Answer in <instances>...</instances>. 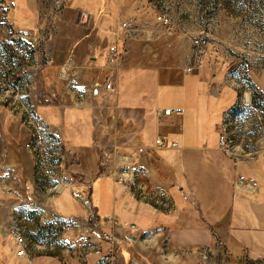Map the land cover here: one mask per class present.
<instances>
[{
  "label": "crops",
  "instance_id": "1",
  "mask_svg": "<svg viewBox=\"0 0 264 264\" xmlns=\"http://www.w3.org/2000/svg\"><path fill=\"white\" fill-rule=\"evenodd\" d=\"M135 2L66 0L56 21L41 0H10L7 26L16 32L39 26L40 33L26 57L14 55L0 37V76L8 89L3 97L0 93V264L106 262L108 253L86 262L64 259L66 251L53 242L55 251L17 255L3 228L16 216L48 217L47 202L63 217L85 214L87 203L104 231L126 239L108 264L264 260V153L255 161L236 162L221 148L228 111L218 123H202L207 112L201 87L209 78L200 67L187 66L186 56L151 45L150 24L131 20L139 11ZM209 82L207 92L213 93L223 83ZM166 107L183 112L159 115ZM28 118L60 145L52 178L61 177L64 186L54 189L51 200V188L36 189ZM216 130L214 140L210 133ZM224 135L231 141L229 151H236L234 139ZM159 136L167 147L156 144ZM129 167L137 168L133 183L117 181L118 169ZM239 175L255 188H236Z\"/></svg>",
  "mask_w": 264,
  "mask_h": 264
},
{
  "label": "rangeland",
  "instance_id": "2",
  "mask_svg": "<svg viewBox=\"0 0 264 264\" xmlns=\"http://www.w3.org/2000/svg\"><path fill=\"white\" fill-rule=\"evenodd\" d=\"M135 3L139 11L135 16H131V20L141 25L150 24L153 31H147L146 36L148 35L149 41L152 42L151 45L167 49L174 56H186L187 66L200 67L199 73L201 71V75L205 74L209 78L201 87L203 107L206 109L203 111L207 112L202 120L203 125L206 123L208 127L211 122H220L228 111L223 125L224 132L241 148L257 145L262 149L260 153L262 156L264 0H136ZM164 17L168 21H164ZM36 29L37 27L32 30L33 35L40 33V30L37 29L36 32ZM211 74L215 77H211ZM211 78L215 82L218 80L223 82L217 93L207 92ZM7 91L6 81L0 76L1 96L6 95ZM246 95H250L249 101ZM4 99L8 100L7 97ZM25 121L31 133L33 147L37 142L36 131L34 133L35 129L29 124L28 119ZM45 131L48 130L41 129V141L36 143V150L32 151L36 165V189L46 193V189L51 188V193L47 195L51 200L56 191L64 186V182L52 178L56 167L58 168L55 155L60 150V145L58 146V141L51 133ZM218 133L219 131L211 132L210 137L214 140L219 139ZM224 137L227 138L225 135ZM228 147H231L230 140ZM141 190L138 191L140 195L144 193V190ZM1 202L0 200V205ZM49 203L47 202V211H43L49 216L42 214L41 217H45L44 219L40 217L31 220L24 218L23 215L13 218L21 220L19 223L25 226L36 251L42 253L55 251L51 246L53 242L60 244L59 251H66L64 259L70 258L75 262H86L91 255L102 256L108 253L112 243L106 238H96L93 228L104 230L100 218L92 212L89 204L86 203L85 214L63 217L56 209L50 207L52 204ZM65 218L77 219L79 223L66 225ZM95 222H99L98 225ZM85 226L86 231L83 228ZM116 239L118 251L119 245L126 239L122 241L118 237ZM95 241H99L102 252H88L86 260L81 259L82 252L68 250L71 246L77 247L82 243L91 244ZM104 242H107V246H104ZM204 249L210 251L209 247ZM115 254L117 255V252ZM110 261L106 260V263Z\"/></svg>",
  "mask_w": 264,
  "mask_h": 264
},
{
  "label": "built area",
  "instance_id": "3",
  "mask_svg": "<svg viewBox=\"0 0 264 264\" xmlns=\"http://www.w3.org/2000/svg\"><path fill=\"white\" fill-rule=\"evenodd\" d=\"M43 5H48L50 10V17L52 19H55L56 21L59 20L61 17L64 8L66 6V0H41ZM10 0H1L0 1V8L1 13L3 14V18L0 19V37L7 42V44L11 47L12 51L14 52V55L19 57H26L27 54L30 52H34L36 49V35L32 34V31H23V32H16L12 28L8 27L6 24L5 17L7 15V12L9 11L10 7ZM159 18H162L159 16ZM88 19V15L85 12H81L80 14V21L85 22ZM164 21H168L166 17H164ZM38 30H40L39 27H37ZM36 29V32H37ZM110 50L114 53V58L116 59L119 55L118 46L113 44L110 46ZM191 70V68H189ZM107 89L112 88V83L110 81L106 82L105 84ZM172 112L182 113L183 109L181 107H166V108H160L158 109L159 115L164 114H171ZM29 124L35 129L34 133L36 131V140L38 142L41 141V128L37 126L35 119L28 118ZM43 129V128H42ZM32 147V149L36 150V144ZM156 144L160 147H167L169 145L168 141L162 137L159 136L156 139ZM172 145H177L176 142H172ZM262 145H264V140L262 141ZM220 146L221 148L230 156L232 157L236 162L245 160V161H255L260 157V153L262 152V149H260L257 145L254 144V146H248L249 148H241L236 144V151H229L228 147V140L224 137V130L222 129V132L220 134ZM136 170L137 168H123L118 169L117 171V181L119 182H125L129 183L132 182L136 178ZM59 181V180H58ZM60 183V182H59ZM235 186L238 189H246L251 190L255 188L256 183L252 180L245 179L242 176H238L235 181ZM92 212L94 213L95 210L93 209ZM66 225H69L71 223L78 224L79 222L77 219L73 218H65ZM19 221L21 220H12L10 223H8L3 229L5 231V234L10 235L13 237L14 242L18 246L17 249V255L19 256H32V254L35 253V248L32 243V239L28 236L27 230L25 226L23 227ZM99 222H95L97 224ZM98 225V224H97ZM86 231V226L83 227ZM93 231L95 232L96 238H106L110 241L111 247L108 249V257L106 260L112 261L116 259V252H117V239L114 235L102 231L97 228H93ZM149 230L144 229L142 232L147 233ZM95 251H91V250ZM68 250H78L82 252L81 259L86 260V253L88 252H102L99 241H95L91 244L82 243L80 246L77 247H69ZM104 256V255H102ZM241 264H264V260L261 259H252L248 256H244L240 259ZM64 264H72V263H64ZM102 264H107L106 262H103Z\"/></svg>",
  "mask_w": 264,
  "mask_h": 264
},
{
  "label": "water",
  "instance_id": "4",
  "mask_svg": "<svg viewBox=\"0 0 264 264\" xmlns=\"http://www.w3.org/2000/svg\"><path fill=\"white\" fill-rule=\"evenodd\" d=\"M128 237H129L130 239H134V238H135V235H134V234H128Z\"/></svg>",
  "mask_w": 264,
  "mask_h": 264
},
{
  "label": "bare ground",
  "instance_id": "5",
  "mask_svg": "<svg viewBox=\"0 0 264 264\" xmlns=\"http://www.w3.org/2000/svg\"><path fill=\"white\" fill-rule=\"evenodd\" d=\"M247 99L249 100L250 99V95H246Z\"/></svg>",
  "mask_w": 264,
  "mask_h": 264
}]
</instances>
